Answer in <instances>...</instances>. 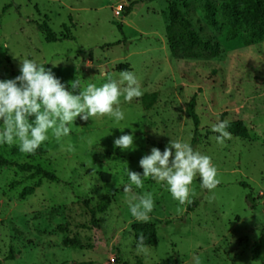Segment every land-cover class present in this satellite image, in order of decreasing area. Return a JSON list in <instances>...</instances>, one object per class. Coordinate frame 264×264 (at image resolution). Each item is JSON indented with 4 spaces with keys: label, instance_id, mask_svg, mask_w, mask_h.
<instances>
[{
    "label": "rangeland",
    "instance_id": "1",
    "mask_svg": "<svg viewBox=\"0 0 264 264\" xmlns=\"http://www.w3.org/2000/svg\"><path fill=\"white\" fill-rule=\"evenodd\" d=\"M223 1L0 0V80L21 75L20 59L28 58L51 69L69 91L76 78L81 88L101 86L108 75L119 83L128 70L142 96L157 94L148 110L142 96L126 102L122 95L125 118L119 122L107 115L78 117L61 141L49 133L43 154L0 144L9 161L39 165L58 178L21 197L38 177L0 166L1 264H196L195 257L200 264H264L252 259L257 241L264 258V40L245 45L246 30L227 40ZM131 4L124 15L123 6ZM170 5L181 19L170 21ZM42 24L60 41H47ZM193 96L200 118L193 149L211 157L219 185L204 189L197 175L185 204L151 178L126 194L128 169L142 174L139 161L153 147L163 152L171 139L190 144L194 126L186 108ZM224 120L242 121L248 138L231 135L217 143L212 125ZM123 134L134 136L131 149L114 146ZM144 193L152 194L154 208L141 222L128 201ZM134 223L156 227V243L146 254L137 253ZM10 250L15 258L4 260Z\"/></svg>",
    "mask_w": 264,
    "mask_h": 264
},
{
    "label": "clouds",
    "instance_id": "2",
    "mask_svg": "<svg viewBox=\"0 0 264 264\" xmlns=\"http://www.w3.org/2000/svg\"><path fill=\"white\" fill-rule=\"evenodd\" d=\"M20 72L14 79L0 80V144L17 145L24 154H34L39 147L49 139V133L57 142L72 131L70 125L79 117L84 121L105 115L114 117L117 122L125 118L119 107L120 97L126 102L142 96V90L134 72L121 71L118 83L111 75L101 86L88 83L81 88L79 79L71 81V91L58 79L51 69L34 59H20ZM125 85L121 89V85ZM79 90V94H74ZM34 117V120L29 118ZM229 121L224 120L212 125V131L218 135L217 143L223 145L226 139H231L227 131ZM123 132V129H121ZM134 145L132 134H123L115 139L114 146L121 150L131 149ZM61 150L64 145L60 144ZM173 149L175 152L173 153ZM72 151L73 146L68 145ZM174 157V158H173ZM143 173L128 169L130 184L124 186L126 194L132 193V185L144 187V180L151 178L168 186L172 197L180 204L190 202L194 195L191 187L198 175L201 187L214 190L220 183L218 169L208 155L201 154L181 140L171 139L162 152L153 147L150 155H145L139 161ZM131 215L141 222L149 219L153 211L154 200L151 193L133 195L128 201ZM138 254H146L148 247L145 236L141 233L136 243ZM200 264L199 257H195Z\"/></svg>",
    "mask_w": 264,
    "mask_h": 264
},
{
    "label": "trees",
    "instance_id": "3",
    "mask_svg": "<svg viewBox=\"0 0 264 264\" xmlns=\"http://www.w3.org/2000/svg\"><path fill=\"white\" fill-rule=\"evenodd\" d=\"M131 4L128 7L123 6V13L124 15H128L131 11ZM169 10V19L172 22H175L181 19V14L179 10L170 5ZM206 9L208 13V18L212 22L214 26H216V22L214 20L215 16V9L212 8L208 3L206 4ZM219 9L222 14L227 18L229 24V30L227 34V40H234L238 37V31L246 30V34L244 36L243 42L245 45L252 44L255 40H264V0H224L220 5ZM5 8L2 9L1 15L4 14ZM39 30L45 35V38L49 42H57L60 39L53 38L51 36L50 30L44 24L38 26ZM121 33V26L118 27ZM66 32L68 29L66 28ZM65 38V37H64ZM123 41H127L124 38ZM120 42H115V44H119ZM172 48V47H171ZM156 93L144 94L141 97V104L144 110H148L152 103H154L156 99ZM196 101L195 96H193L186 108V114L191 119L194 132L193 137L191 139L190 145L194 147L197 144L198 140V127L200 124V118L196 113ZM30 120H34V117L29 118ZM227 131L231 133L232 136L238 138H248V130L244 123L240 120L229 122V126ZM45 151L39 147V149L34 154H43ZM0 166H14L19 171L23 173H29L30 178L38 177V181L32 187H26L21 192V197L26 195L32 194L35 188L39 187L43 180H50V181H58L57 176L51 172L44 170L39 165H31L28 163L24 164H16L8 159H6L0 153ZM249 198V197H248ZM250 209L254 208V205L250 204ZM131 230L137 243L138 237L141 233L145 236V244L147 246H152L156 243L157 238V231L156 227L153 223H134L131 225ZM15 258V253L13 250H10L9 255L4 260H9ZM252 259L254 261H260L264 263V258L261 255V242L257 241L252 246ZM2 260H0V264Z\"/></svg>",
    "mask_w": 264,
    "mask_h": 264
}]
</instances>
